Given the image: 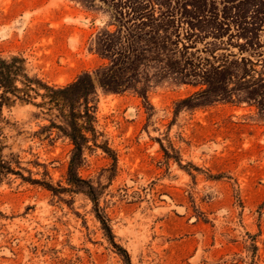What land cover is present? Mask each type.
<instances>
[{
	"label": "rangeland",
	"instance_id": "374dc122",
	"mask_svg": "<svg viewBox=\"0 0 264 264\" xmlns=\"http://www.w3.org/2000/svg\"><path fill=\"white\" fill-rule=\"evenodd\" d=\"M136 2L0 0V56L25 58L53 88L4 108V154L21 175L0 182V264H264V113L253 100L194 106L203 86L174 79L148 100L99 89L101 145L79 172L96 200L30 180L69 187L74 146L53 101L107 63L97 36L117 28L112 8L136 18Z\"/></svg>",
	"mask_w": 264,
	"mask_h": 264
},
{
	"label": "trees",
	"instance_id": "16d2710c",
	"mask_svg": "<svg viewBox=\"0 0 264 264\" xmlns=\"http://www.w3.org/2000/svg\"><path fill=\"white\" fill-rule=\"evenodd\" d=\"M136 3V18L130 10L112 8L107 26L117 28L111 31L106 27L97 36L94 48L107 63L59 89L71 92L72 98L53 101L64 119L58 128L74 146L69 187L30 180L54 195L85 191L96 200V188L84 186L87 182L79 172L87 161L86 150L101 145L102 134L95 126L99 89L116 94L134 92L148 100L151 87L174 79L178 84L203 86L190 98L194 106L253 100L264 113V0H176L174 7L166 8L154 0ZM200 43L203 47H198ZM34 81L25 58L0 56V182L10 174L21 175L14 166L18 162L4 154V108L18 100L30 102L32 92L41 94L40 87L53 91ZM102 222L111 232L107 220Z\"/></svg>",
	"mask_w": 264,
	"mask_h": 264
}]
</instances>
